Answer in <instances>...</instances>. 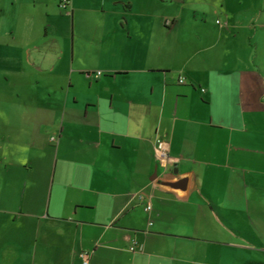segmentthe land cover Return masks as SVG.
Listing matches in <instances>:
<instances>
[{"label":"crops","instance_id":"0c3cea01","mask_svg":"<svg viewBox=\"0 0 264 264\" xmlns=\"http://www.w3.org/2000/svg\"><path fill=\"white\" fill-rule=\"evenodd\" d=\"M109 3L71 49L3 56L24 87L0 89V264H264V8L221 0L191 37L185 0Z\"/></svg>","mask_w":264,"mask_h":264},{"label":"rangeland","instance_id":"374dc122","mask_svg":"<svg viewBox=\"0 0 264 264\" xmlns=\"http://www.w3.org/2000/svg\"><path fill=\"white\" fill-rule=\"evenodd\" d=\"M60 1L0 0V64L1 67L4 66L3 69L11 67V63H7L8 61L6 58L4 61L3 56H10V54H13L12 57L16 55L19 56L21 54L24 55L23 50L29 43L37 44L33 47H30L29 50H31V55L39 51V49L46 52L49 50L47 54L50 55L51 53H54V49H58L56 43L53 42L52 37H57V35H60V37L62 36V39L57 40H65V44H67V46L71 49L73 43L72 40L74 37H82L84 30L83 28L84 25H87L86 23L89 25L87 29L89 32H91L93 29L95 30L98 24L103 20L107 19L110 20V23H114L117 19V15L114 16L111 13L108 14L109 10L102 12L101 4L103 3V0H75L77 7L74 11V14L70 13V7H68L65 0ZM105 1L106 4H108L112 0ZM198 1H200L202 4H193L194 2ZM59 2L61 4H59ZM185 2L184 8L182 9L181 31L190 35L191 37L195 35L198 27H202L199 24L202 20L206 21V23L203 25L204 31L208 30L211 27V24L213 25L215 23L216 18L219 19L217 23H219L220 20L222 23H225V6H228L233 10H241V12L246 16H248L246 13H249L250 17H253L255 12H257L260 7L264 8V0H223V2H225L224 7L221 3V0H185ZM83 5L86 8L83 9L81 7ZM197 5L199 7L203 6V12H205L204 14H201L202 9L201 11L200 9H197ZM215 9H218V14H213ZM196 10H198V12ZM221 10H224V12ZM56 11L58 13L59 11L61 12L57 14ZM104 15L107 16L104 17ZM113 17L116 19H113ZM153 19V16L148 14L136 15L134 20L139 24H145V22L152 21ZM84 22L86 23L84 24ZM46 27L48 28L47 33L45 32ZM262 44L263 43H261V45ZM263 47L264 46L258 47L256 54L263 53ZM27 51H25V57H27ZM19 65L26 71H34L33 67H31L26 61L24 62V60L23 62L17 63L16 66ZM2 71L4 72L5 70ZM29 77L30 78L28 80H34L33 73H30ZM21 80H23L22 77L19 78L10 73L9 76L0 73V89L5 90V93L8 91H19L21 90V87H24V83L22 84ZM29 85L30 84L27 83L26 86ZM9 98L12 102L14 101L12 99L15 97L13 94H11ZM34 100L37 102L42 101V99L37 96L33 97V101ZM21 101L29 102L31 101V97L25 96ZM32 129H34V127H32ZM27 131L31 132V127L28 126ZM52 136L53 135L50 133L48 135L42 133L39 134L38 143L44 146V150L50 148V142L53 138H55ZM27 140L28 133L27 135L19 137L18 141L23 143L27 142Z\"/></svg>","mask_w":264,"mask_h":264},{"label":"built area","instance_id":"2783aa9c","mask_svg":"<svg viewBox=\"0 0 264 264\" xmlns=\"http://www.w3.org/2000/svg\"><path fill=\"white\" fill-rule=\"evenodd\" d=\"M218 22V21H217ZM97 76H99L101 73L99 71L96 72ZM179 83H184V78L180 77L179 78ZM54 139V138H53ZM156 156L157 158L161 159V160H167L169 158V154H168V150L166 147H157L155 150ZM145 211H150L151 210V205L149 203H147L144 207ZM136 248V245H131L130 246V250L134 251ZM88 251H83L80 256L82 258L83 264H87L88 263Z\"/></svg>","mask_w":264,"mask_h":264},{"label":"trees","instance_id":"16d2710c","mask_svg":"<svg viewBox=\"0 0 264 264\" xmlns=\"http://www.w3.org/2000/svg\"><path fill=\"white\" fill-rule=\"evenodd\" d=\"M60 1V0H59ZM61 2V1H60Z\"/></svg>","mask_w":264,"mask_h":264}]
</instances>
